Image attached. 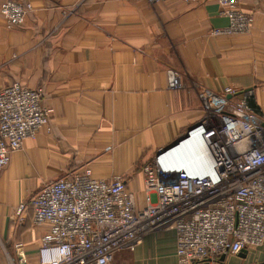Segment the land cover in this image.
<instances>
[{"label": "crops", "instance_id": "0c3cea01", "mask_svg": "<svg viewBox=\"0 0 264 264\" xmlns=\"http://www.w3.org/2000/svg\"><path fill=\"white\" fill-rule=\"evenodd\" d=\"M20 1L31 5L21 24L7 28L0 14V87L42 88L50 120L0 171V264L13 242L36 264L43 229L30 210L19 222L16 208L45 180L87 166L99 179L122 176L142 206V166L204 116L205 91L250 89L264 120V0L240 1L251 22L235 34L215 32L228 25L216 0ZM174 250L166 230L117 254L177 264Z\"/></svg>", "mask_w": 264, "mask_h": 264}, {"label": "built area", "instance_id": "2783aa9c", "mask_svg": "<svg viewBox=\"0 0 264 264\" xmlns=\"http://www.w3.org/2000/svg\"><path fill=\"white\" fill-rule=\"evenodd\" d=\"M216 1L228 18L216 33L249 30L241 0ZM30 10L18 0L0 4L7 28L21 24ZM179 85L174 74L171 87ZM203 97L204 116L142 166V206L122 176L99 179L87 166L45 180L19 203L17 220L30 210L32 224L43 229L36 264H111L119 251H133L147 234L166 230L175 234L177 264H224L221 256L264 246V120L249 104L250 89L225 87ZM49 120L42 88L19 82L0 87V171L26 139L49 130ZM188 143L197 147L195 167L172 159ZM14 251L6 264H28L22 244Z\"/></svg>", "mask_w": 264, "mask_h": 264}, {"label": "rangeland", "instance_id": "374dc122", "mask_svg": "<svg viewBox=\"0 0 264 264\" xmlns=\"http://www.w3.org/2000/svg\"><path fill=\"white\" fill-rule=\"evenodd\" d=\"M5 1V0H4ZM3 1V2H4ZM20 1V0H18ZM22 2V1H20ZM2 3V2H1ZM0 3V4H1ZM253 101V98L251 99ZM254 104V103H253ZM50 109V108H49ZM189 150V151H188ZM195 155V156H194ZM176 156H181L182 158L179 160L181 164H189L196 163L198 162V157H197V152L191 150V147H185L184 149L176 152L174 154V158ZM194 158V159H193ZM196 158V159H195ZM18 242H13L11 245H4L3 247V252L4 254L7 253L10 254L12 258H15V251H14V245ZM27 254V253H26ZM232 256V255H230ZM130 252H121L119 254H116L111 262V264H133V262L130 260ZM228 258H234V257H228ZM261 259L264 260V246L258 247L256 249L251 250L248 254L245 260L237 259L238 264H256L260 261ZM6 264V263H5Z\"/></svg>", "mask_w": 264, "mask_h": 264}, {"label": "bare ground", "instance_id": "6f19581e", "mask_svg": "<svg viewBox=\"0 0 264 264\" xmlns=\"http://www.w3.org/2000/svg\"><path fill=\"white\" fill-rule=\"evenodd\" d=\"M185 147H191V150H193V151H196L197 152V147L195 146V143H188V144H185V145H182L179 149H177L176 151H174V154L176 153V152H178V151H180V150H182V149H184ZM189 151V150H188ZM174 154L172 155V159H173V161L175 162V163H177V164H179V165H182V166H187V167H195L197 164H198V162H196V163H192L191 165H190V163L189 164H181L180 162H179V160L182 158L181 156H176V158H174ZM195 156V155H194ZM197 157L199 158V155L197 154ZM183 159V158H182ZM194 159V158H193ZM196 159V158H195ZM199 160V159H198Z\"/></svg>", "mask_w": 264, "mask_h": 264}, {"label": "water", "instance_id": "95a60500", "mask_svg": "<svg viewBox=\"0 0 264 264\" xmlns=\"http://www.w3.org/2000/svg\"><path fill=\"white\" fill-rule=\"evenodd\" d=\"M184 137H185V134H184L183 136H181V137H180V138H179L174 144H176L179 140H181V139L184 138ZM174 144L168 146L167 148L173 146ZM167 148H165V149H167ZM165 149H162V150H160V151H163V150H165ZM160 151H159V152H160ZM159 152H157V153H159ZM238 255H240V256H242V257H245V255H246L245 250H242ZM224 259H225V256H221L220 260H221V261H224ZM256 264H264V260L261 261V262H258V263H256Z\"/></svg>", "mask_w": 264, "mask_h": 264}, {"label": "trees", "instance_id": "16d2710c", "mask_svg": "<svg viewBox=\"0 0 264 264\" xmlns=\"http://www.w3.org/2000/svg\"><path fill=\"white\" fill-rule=\"evenodd\" d=\"M249 104H250L251 106L255 107V105L253 104V101H252L251 99L249 100Z\"/></svg>", "mask_w": 264, "mask_h": 264}]
</instances>
